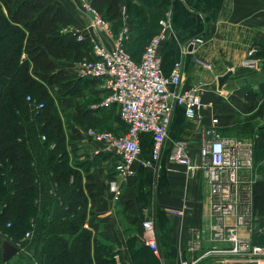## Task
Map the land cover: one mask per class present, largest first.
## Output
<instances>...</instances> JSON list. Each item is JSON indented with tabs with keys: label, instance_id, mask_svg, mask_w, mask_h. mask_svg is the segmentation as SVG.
Here are the masks:
<instances>
[{
	"label": "crops",
	"instance_id": "obj_1",
	"mask_svg": "<svg viewBox=\"0 0 264 264\" xmlns=\"http://www.w3.org/2000/svg\"><path fill=\"white\" fill-rule=\"evenodd\" d=\"M41 1L46 6L61 8L71 19L69 27L78 29L88 41L101 43L107 48L114 45L113 33L110 35L92 27L91 15L84 12L79 0ZM124 1L126 4H141L140 0ZM148 2L154 8L153 13L157 10L164 12L161 18L159 15L158 19L156 16L153 20L157 19L158 22L167 12L171 18L170 28L158 49L162 74L170 75L174 64L181 62L179 90L190 91L202 83L201 101L204 104L212 103L213 108L211 112L203 110L199 119L189 120L184 115L183 107L175 106L163 154L158 162L150 166L143 164V161L149 159L151 138L149 135L141 136L142 154L133 164L135 176L123 184L122 190L123 195L133 194L139 221L151 219L155 223L159 254L154 256L151 253L152 257L148 258L142 253L147 247L143 243L141 228L128 219L123 203L115 204L112 201L108 190L113 158L102 151L101 144L87 137L88 126L74 122L76 106L91 110V104L103 98L102 81L81 79L76 68L79 61H56L57 69L64 70L72 80H87L82 92L73 99V112L66 115L59 107L71 97H61L57 86H47V90L61 115L71 161L79 165L85 179L95 185L97 200L88 206L97 224L93 233L100 243L113 247L115 264H180L182 261L194 264H264V258L251 262L212 252L227 249L230 245L210 240L207 182L201 171L187 172L182 166L168 162L171 146L177 141L186 143L190 159L197 161L200 134L210 125L213 115L218 120L217 130L224 137L253 144V148L257 146L254 180L264 178V159H260L258 152V148L264 147V125H255L264 124V111L261 115H255L264 102V0ZM150 22L151 17L147 16L146 24L149 26ZM157 22L154 26L159 31ZM129 26L131 39L132 27H140V22L132 18ZM196 38L202 39V43L189 46V42ZM81 46L86 56L91 57L88 42L81 43ZM251 48L257 50L256 58L260 62L259 69L254 72L239 66ZM226 75L228 79L220 87L219 78ZM90 117L99 118V128L109 127L107 132H125L114 108L92 112ZM175 211H183L182 216L175 215ZM254 227L252 235L248 237L252 245L264 247V217L256 216ZM138 230L140 235L134 239V234H139ZM193 241L199 242L200 246L197 251L190 252L188 246Z\"/></svg>",
	"mask_w": 264,
	"mask_h": 264
},
{
	"label": "trees",
	"instance_id": "obj_2",
	"mask_svg": "<svg viewBox=\"0 0 264 264\" xmlns=\"http://www.w3.org/2000/svg\"><path fill=\"white\" fill-rule=\"evenodd\" d=\"M140 1L151 7L148 0ZM88 2L114 27L122 7L126 14L132 8L124 0ZM134 11L140 27L132 31L142 33L149 28L147 17ZM163 14L157 10L151 16ZM71 23L61 8L41 0H0V264H115L113 247L100 243L93 233L97 224L88 206L97 200L95 185L71 161L61 115L47 90L57 86L61 97H75L87 83L72 80L56 66V61L92 59L81 43L60 33ZM157 32L147 35V42ZM133 41L125 48L129 50ZM38 103L43 106L39 110ZM95 111L76 106L74 122L99 129V118L90 117ZM262 111L264 102L255 115ZM259 151L264 153V147ZM133 198L132 193L124 194L120 203L128 219L141 228ZM252 209L255 217H264V178L252 185ZM3 240L14 246L24 241L8 262L2 261ZM142 253L152 257L147 248Z\"/></svg>",
	"mask_w": 264,
	"mask_h": 264
},
{
	"label": "built area",
	"instance_id": "obj_3",
	"mask_svg": "<svg viewBox=\"0 0 264 264\" xmlns=\"http://www.w3.org/2000/svg\"><path fill=\"white\" fill-rule=\"evenodd\" d=\"M82 8L91 15L92 27L110 33L109 23L90 7L88 0H85ZM121 12L122 16H127L124 8ZM170 19V13L167 12L158 21L160 29L146 43L139 61L132 59L126 51L124 43L129 39V28L126 25L111 48L88 41L78 29L65 26L60 31L77 43L89 44L92 59L77 62V74L81 79L102 81L104 89L103 98L91 104L90 109L106 111L114 108L125 127L122 134L92 127L86 129L87 137L101 144L102 151L114 159L107 185L115 204L120 203L123 184L135 176L133 164L142 154V135L151 138L149 159L143 161V164L150 166L158 162L163 154L175 106L183 107L184 115L189 120L199 119L203 110L211 112L213 108L212 103L204 104L201 101L200 91L204 88L202 83L190 91L179 90L182 80L181 62L174 64L170 75L165 76L161 72L158 49L170 28ZM200 43L202 39L196 38L189 42V46ZM256 54L255 48L249 49L240 68L257 71L260 62ZM26 100L32 101L30 97ZM42 107V104H36L37 110ZM212 116L210 125L200 134L197 161L190 159L188 145L177 141L171 146L168 162L182 166L187 172L201 171L207 182L210 194V240L230 245L227 249L212 252L251 262L259 261L264 258V247L252 245L249 238L255 228L252 209V185L255 181L253 144L222 136L217 130L218 120ZM173 213L182 216L183 211ZM141 230L144 245L154 256H158L154 221H142ZM28 237L29 233H26L24 239ZM20 246L19 243L15 246L18 251ZM199 246V242L193 241L188 251H197ZM180 264L194 262L182 261Z\"/></svg>",
	"mask_w": 264,
	"mask_h": 264
},
{
	"label": "rangeland",
	"instance_id": "obj_4",
	"mask_svg": "<svg viewBox=\"0 0 264 264\" xmlns=\"http://www.w3.org/2000/svg\"><path fill=\"white\" fill-rule=\"evenodd\" d=\"M80 4H81V8H82V5L85 3V0H79ZM130 6L132 7L131 9H128V12H127V16H120L122 18L118 19L117 21V24L116 26H112L111 24H109V30H110V33L108 34H115V35H111V37H114L115 40L119 37V34L123 31L124 28H126V26H128V28L130 29L131 27L129 26L132 22V18H137V17H140L136 14V12L134 10H138V11H141V16L142 17H151V21L150 22V25H149V28L145 31H142V33H140L139 31L137 30H133V33H132V39L134 40L133 41V45L131 46V48H129V50L127 49V52L129 54L131 53H134L135 54V57L134 58H138L140 56V54L142 53V50H143V46H142V43H145L147 42V35L151 34L152 32H155L157 29L156 27L154 26L155 24V21L157 22V19L153 20V18H156V16H151L153 14V7H144V6H141V5H138L136 3H129ZM83 9V8H82ZM125 9V8H124ZM122 11V10H121ZM85 12V11H84ZM87 13V12H86ZM126 13V11H125ZM126 20V21H125ZM126 25V26H125ZM133 28V27H132ZM103 32V31H102ZM116 36V37H115ZM131 36V35H130ZM136 38L138 40H136ZM130 40V39H129ZM136 40V41H135ZM127 42L129 41H125L124 44H126ZM133 50V51H132ZM74 97H71L70 99H67V100H64L63 102L64 103H61L60 104V107L59 109L62 110L63 112V115H66L70 112H73V106L75 105L74 101H73ZM72 100V101H71ZM256 126H262L264 125L263 123H256L255 124ZM110 130L109 127H102V128H99V130ZM253 135V134H252ZM264 153H262V151H259V157L260 159H264ZM112 157V156H111ZM113 158V157H112ZM114 160V159H113ZM53 212V210H52ZM139 234H134V239H136V237L138 235H140V231L138 230ZM30 236H31V232H30ZM24 242V241H23ZM23 242H19V244L22 245Z\"/></svg>",
	"mask_w": 264,
	"mask_h": 264
},
{
	"label": "water",
	"instance_id": "obj_5",
	"mask_svg": "<svg viewBox=\"0 0 264 264\" xmlns=\"http://www.w3.org/2000/svg\"><path fill=\"white\" fill-rule=\"evenodd\" d=\"M228 79V75L219 78V86L221 87L223 82ZM2 261L8 262L18 254V249L7 240H3L1 244Z\"/></svg>",
	"mask_w": 264,
	"mask_h": 264
}]
</instances>
